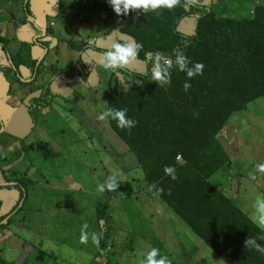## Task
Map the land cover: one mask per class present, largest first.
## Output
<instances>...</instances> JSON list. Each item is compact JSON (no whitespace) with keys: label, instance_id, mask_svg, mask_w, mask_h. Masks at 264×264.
<instances>
[{"label":"trees","instance_id":"16d2710c","mask_svg":"<svg viewBox=\"0 0 264 264\" xmlns=\"http://www.w3.org/2000/svg\"><path fill=\"white\" fill-rule=\"evenodd\" d=\"M254 1L242 0L228 6L221 0L222 14L199 2L173 10L148 13L135 10L127 16H118L110 6L111 20L117 26L113 40H134L143 47L135 61L139 71L126 67L110 72L113 86L106 98V110L127 109V117L137 123L128 130L107 118L108 127L133 155L147 184L146 192L166 205L175 221L183 222L225 264H264V254L244 244L246 238L251 237L264 246V239H260L264 237V230L241 211L237 201L211 182L218 173L234 164L231 153L221 141V133L235 113L246 111L251 103L264 98V3L255 5L251 15L249 6ZM27 4L25 0V10ZM188 25L192 26L191 33L186 29ZM6 45L0 38L4 50ZM177 50L192 64L202 63L203 74L189 79L186 72L174 65L168 84L161 86L154 82L151 79L154 54L163 53L174 61ZM186 81L191 84L188 91L183 87ZM38 149L40 146L33 149L32 154ZM48 155L52 158L49 152ZM45 157L37 165L42 170L41 176L45 175ZM165 166L175 168L177 179L165 174ZM11 181L19 194L14 210L21 207L16 214L8 212L5 216H17L15 222L29 229L31 221L37 220L32 207L26 205L30 196L27 185H32L33 181L14 173ZM119 184L116 191H103L105 200L128 199L137 193L132 183ZM153 184L163 188V193L149 190ZM45 193L43 200L57 206L55 200L52 202V196L60 197L57 191ZM105 200L97 204L94 213L97 233L103 234L94 256L106 252L108 247L116 248ZM62 205L65 211L80 210L71 201ZM48 206L36 203L34 210L41 212ZM100 220L104 222V230L99 227ZM141 228V231L135 228L131 231L145 239L143 232L147 228L144 227V231ZM135 239L128 242L129 251L134 250ZM150 243L160 254L168 256L157 239L153 238ZM32 249L28 244L25 258L18 264L28 263ZM195 249L202 252L198 245ZM192 256V250L186 253L187 259L191 260ZM37 264L43 263L38 260Z\"/></svg>","mask_w":264,"mask_h":264},{"label":"rangeland","instance_id":"374dc122","mask_svg":"<svg viewBox=\"0 0 264 264\" xmlns=\"http://www.w3.org/2000/svg\"><path fill=\"white\" fill-rule=\"evenodd\" d=\"M60 1L61 4H58L60 19L57 22H60L63 30V39L55 46L57 52L53 51L45 57L46 61L51 63H47L49 70L53 65L62 69L73 67L76 63L77 56L67 51L66 43L69 44L72 39H86L89 42L90 38L103 34L111 26L108 0ZM241 1L222 0L228 6L237 5ZM198 2L221 13V0H198ZM261 2L264 3V0H255L249 6L251 15L254 6ZM78 18L82 23L76 27ZM98 18L99 21L102 18L99 24ZM87 24L89 26H85ZM97 25L99 30L95 31ZM191 28V25L186 26L189 32ZM71 29L75 32H67ZM2 56L0 53V63ZM96 61L100 60L96 59ZM26 64L31 67L32 62L27 58ZM128 68L135 71L140 69L135 61L128 65ZM0 72H2L1 65ZM51 74L47 71L46 76L49 77ZM89 80V86L81 84L78 80L71 84L72 93L78 96L77 104L69 106L74 116L73 120H70V116L62 110L54 112L50 108L52 116L45 117L43 124H40V115L36 114L37 128L33 129V126L28 125L18 129L10 123L8 114L0 115L1 121L5 122L0 130V133L5 132L2 142H6L8 148L3 150L1 157L11 159L14 155H24L23 158L14 159V163L9 164L5 160L0 162V171L3 172L2 175L0 174V180L6 178V175L19 172L14 174L33 181L32 185H27L30 187L28 188L30 196L26 205L30 207L35 206L36 203L49 205L41 212L32 210L36 213L37 220L31 221L32 226L29 229H23L19 221L15 225H8L5 229L0 227V264H18L19 260L25 258L29 250H27L28 244L33 246V254L28 255L27 264H37L38 260L43 264H141L146 252L153 247L150 243L153 238L162 243L172 264H225L183 222L180 220L176 222V218L166 205L155 195L146 192L147 184L141 170L136 166L133 155L110 131L107 120L99 119L102 112L106 111V98L113 83L112 75L102 66H97L93 69V76ZM0 103H2L1 112L4 107V100L1 98ZM69 120L71 122H68ZM26 137L27 144L15 141ZM39 141L43 150L40 149L36 154L32 152L24 154V149L26 151L29 144ZM221 141L231 153L230 157L234 164L232 168L218 173L211 182L237 201L241 211L252 219L256 198L264 197V174L256 171V165L264 163V98L251 103L246 111L234 114L221 133ZM48 152L53 153L52 158ZM41 154L43 157L46 156L45 161H47L43 170L44 176L40 175L42 170L37 168L38 162L44 159L38 158ZM61 163L64 164L63 167ZM250 173H257L256 180L249 178ZM110 175H116L119 182L132 183L137 192L135 196L128 199L105 200L106 196L100 191V185L104 184ZM46 177L49 178L42 182ZM47 191H57L60 197L52 196V202L55 200L57 206L43 200ZM10 193L13 197H17L12 189L7 195L10 196ZM103 200L109 207L107 215L112 223L116 248L108 247L106 252L94 256L96 246L90 237L92 233H97L94 213L97 204ZM69 201L75 203L80 210L65 211L62 204ZM8 202L6 197L3 198V203L1 202L2 209L7 215L13 206V201L10 205ZM17 210L18 208L15 213ZM58 211L61 214H57ZM12 214L9 220L15 222L17 216ZM84 223L88 224L87 244L80 242L81 227ZM99 227L101 230L105 228L102 220L99 221ZM141 227H143L142 231L145 230L144 227L147 228L143 232L145 239L131 231L134 228L141 231ZM3 237L5 239L1 240ZM133 237L136 238L133 244L134 250L129 251L127 244ZM57 242L62 244L57 245ZM195 245L202 248V252L196 250ZM190 250L193 251L191 260L186 258V253Z\"/></svg>","mask_w":264,"mask_h":264},{"label":"flooded vegetation","instance_id":"af4514ba","mask_svg":"<svg viewBox=\"0 0 264 264\" xmlns=\"http://www.w3.org/2000/svg\"><path fill=\"white\" fill-rule=\"evenodd\" d=\"M27 17V16H25ZM111 18V16H110ZM45 25H42L41 32L43 33L40 35V37L37 39L38 42H35L36 45H38L40 48L43 49V52H45V49H54L51 45L56 43L57 46L59 38L54 36V33L51 37V32L55 26V21L48 22L44 21ZM114 22L111 20V26L108 28L103 34H100V37L90 38V41L87 42L86 39H72V41L68 44L66 43L65 47L67 51L73 52L77 56V61L74 64L73 67H65V68H58L55 65L50 67L49 70V63L46 61L45 56H34L31 52H29V49L22 50L23 53H15L11 54L8 51V40L5 38L0 37L1 39L5 40L7 42L6 50H3V53L8 57V64L5 63L3 67H1V73L3 74V77L6 78L4 81L6 82L7 90L5 92V95L0 93L2 95L1 100H4V107L1 109L0 115H7L9 117L10 123H12L16 128L22 129V127H28L33 126L34 128H37L36 123L38 117L36 114L40 115V124H43V119L45 117H51V109L54 112H57V110H62L63 113L70 116V120H73L74 116L71 112V109L69 106H74L77 104L78 96L76 93L72 95L73 87L72 82L80 81L81 84L89 86L88 80L91 76H93V69H95L97 66H101L100 61H96V58L94 57L96 55H99L98 58H102V54L98 53L100 51H106L111 43L114 41V36L117 34V26L115 27ZM109 39V41H106ZM96 38H103L105 41V44L100 46L98 48L96 46ZM47 39V40H45ZM91 43V44H90ZM71 44L73 47H71ZM31 47V46H30ZM84 48L83 50H79L77 48ZM56 48V47H55ZM0 49V50H1ZM57 52V49H55ZM90 54H93L90 55ZM27 58L29 61L32 62L31 67L26 64ZM99 59V60H100ZM3 63V61L1 62ZM0 63V64H1ZM48 63V64H47ZM99 63V64H98ZM15 64H19L15 67ZM51 64V63H50ZM55 64V63H52ZM47 71L51 72L52 74L47 77ZM23 72H27L25 75ZM110 73V72H109ZM111 74V73H110ZM90 81V80H89ZM91 82V81H90ZM92 86V82H91ZM113 86V83H112ZM4 97V98H3ZM3 98V99H2ZM26 100V101H25ZM2 104V103H0ZM57 105V107L55 106ZM66 111V112H65ZM59 112V111H58ZM49 114V115H46ZM60 113V112H59ZM61 114V113H60ZM46 115V116H45ZM62 115V114H61ZM60 117V116H58ZM68 122H71V121ZM45 122V121H44ZM5 122L1 121L0 119V130L3 128V124ZM36 132V131H35ZM5 134V132L2 131L0 133V162L2 160L7 161L9 164L14 163V159H18V157L23 158L24 155H17L13 156L11 159L9 157L2 156L1 153L3 150H7V143L2 142V136ZM34 134H32L33 136ZM27 139L23 138L22 140L16 139L15 141L25 142L27 144ZM30 146L25 151L24 154H28V152H33V149L40 146V149L43 150L44 148L41 147V141L39 143L29 144ZM12 148V147H11ZM40 149H38L40 151ZM53 155V153H51ZM43 157V155H38V158ZM23 163V160H22ZM37 168H39L37 166ZM2 170L0 171V174L2 175ZM19 173V172H14ZM18 175V174H15ZM12 173L9 175H6V178H3V180H0V213L5 212L2 209L3 198H7V201L9 200V205L12 203V207L10 209V213L16 214L14 207L17 204V200L19 198V194L14 188V181H11ZM27 178V177H25ZM9 179V180H8ZM28 179V178H27ZM36 181V180H35ZM16 192L17 197H13L10 193V196L7 195L11 191ZM16 201V202H15ZM21 205H19L17 208L20 209ZM35 207H32V210ZM7 218L5 221L4 219ZM9 216L7 215L3 216L0 220V226L4 225L3 227H7L8 225H15L17 222H10ZM4 221V222H2ZM3 229V228H2ZM5 229V228H4Z\"/></svg>","mask_w":264,"mask_h":264},{"label":"clouds","instance_id":"9594fccd","mask_svg":"<svg viewBox=\"0 0 264 264\" xmlns=\"http://www.w3.org/2000/svg\"><path fill=\"white\" fill-rule=\"evenodd\" d=\"M197 2L198 0H183V3L182 0H108V3L118 16H127L130 11L135 10H141L143 13H148L149 11L156 12L160 9L173 10L181 6L191 7L197 4ZM142 47V44L137 43L134 40H114L110 47L103 52L100 64L106 72H114L118 69L126 68L138 59ZM162 61L163 63H161ZM152 63L153 69L151 79L154 82H158L161 86L169 83L171 79V69L174 65L179 71L186 72L189 79L196 75H202L204 68L202 63L192 64V62L179 50L176 52L174 61L169 56L156 52L152 58ZM183 87L185 91H188L191 88V84L186 81ZM126 113L127 109L109 108L102 112L99 119L104 120L111 118L117 121L118 127L130 130L137 122L128 118ZM177 159L179 160V157H177ZM256 171L264 174V163L257 164ZM164 172L166 175L171 176L173 180L177 179L175 168L173 166H165ZM249 178L254 181L257 177L255 173H250ZM119 186L118 177L116 175H110L106 178L105 183L100 185V191L103 192L106 189L108 191H116ZM152 189H156L158 193H163V188H158L155 184L149 186V190ZM253 207L255 209V213L252 217L253 222L259 227L264 228V197L258 196ZM87 229L88 224L84 223L81 227L80 234V242L82 244H87L89 241V233L87 232ZM90 238L92 243L99 247L103 234L92 233ZM260 239H264V237H261ZM256 241L257 238L247 237L244 242L245 247L255 248L256 251L264 254V246L256 243ZM141 264H172V261L168 256L161 255L158 248L150 247L146 252L144 259L141 261Z\"/></svg>","mask_w":264,"mask_h":264},{"label":"crops","instance_id":"0c3cea01","mask_svg":"<svg viewBox=\"0 0 264 264\" xmlns=\"http://www.w3.org/2000/svg\"><path fill=\"white\" fill-rule=\"evenodd\" d=\"M27 10H25V0H0V37L5 38L8 40V51L13 55L15 53L22 54V50L29 49V52L33 54V57L35 56H47L49 53L53 52L56 53V46L54 43L51 45V47L54 49H45V52H43V49L40 48L38 45L35 44V42H38L37 39L42 35L40 29H42V25L44 24V21L52 22L55 21V26L51 32V37L54 33V36L59 38V40H62V28L60 27V22H57V20L60 19L59 14L60 11L58 10V4H61L60 0H27ZM27 16V17H25ZM66 17L65 15H63ZM63 18V17H62ZM68 18V17H67ZM70 19V18H69ZM65 20V19H64ZM80 19L76 20L78 23L77 26L81 25ZM98 24L101 23V20L99 21V18L97 19ZM57 24V25H56ZM89 26V24L85 25ZM66 27V25H65ZM99 28V26H95V31ZM99 30V29H98ZM74 30H67V32H73ZM75 32V31H74ZM98 33V31L96 32ZM95 33V34H96ZM97 37V36H94ZM100 37V35L98 36ZM47 40V39H45ZM106 41H109L106 37ZM96 46L100 48L103 44H105V41L103 38H96ZM31 46V47H30ZM26 52H28L26 50ZM0 53L2 56L3 61L1 67L5 63L8 64V57L0 50ZM93 56V54H90ZM96 57H99V55H96ZM100 59V58H96ZM101 60V59H100ZM99 64V63H98ZM4 68V67H3ZM24 75L27 72H23ZM3 74L0 72V93L5 95V92L7 90L6 82L4 81ZM240 113V112H239ZM7 212H1L0 217L2 218ZM5 237H3L1 240H4Z\"/></svg>","mask_w":264,"mask_h":264}]
</instances>
